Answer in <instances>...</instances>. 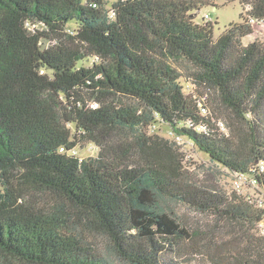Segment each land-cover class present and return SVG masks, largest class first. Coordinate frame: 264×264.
<instances>
[{"label": "trees", "instance_id": "obj_1", "mask_svg": "<svg viewBox=\"0 0 264 264\" xmlns=\"http://www.w3.org/2000/svg\"><path fill=\"white\" fill-rule=\"evenodd\" d=\"M238 2L215 36L196 0H0V264L206 257L170 201L240 226L212 264H264V0ZM162 126L256 193L193 182Z\"/></svg>", "mask_w": 264, "mask_h": 264}, {"label": "rangeland", "instance_id": "obj_2", "mask_svg": "<svg viewBox=\"0 0 264 264\" xmlns=\"http://www.w3.org/2000/svg\"><path fill=\"white\" fill-rule=\"evenodd\" d=\"M196 1L202 2L200 15L204 17L205 14L209 13L211 19L216 22L214 25L215 36H219L231 23H237L241 21L240 13L242 8L238 0ZM252 24L253 33L249 37V40L259 39L260 41L264 42V22H254ZM85 64L88 65L89 62H85ZM173 66L185 76L186 80L190 79L193 69L184 60L173 62ZM212 96L210 97L212 98ZM220 116L228 126L227 129L226 125L224 124L222 128H226V130L231 132L237 139L240 136H244L246 128L243 123L239 122L236 125V129L234 130V128H231L232 126L230 124L232 123H230V119L222 110ZM157 133L165 139L177 141L176 146L178 153L180 154V163L183 166L185 174H187V176H189L193 182L214 188L222 193H225L227 196H233L234 192H238L233 185V177L230 173L215 169V165H213L207 159V157L201 153H198V151L193 147H189L180 140L174 139L173 135L170 132H167L163 126L162 129ZM95 153V150L89 146L86 147V149L84 148L80 151V155L83 157L94 155ZM239 193L245 197L246 194L253 195L256 193V191L251 188L250 184L247 183L242 186ZM168 209H171L176 214L178 219L190 233L191 237L193 238V242L197 245H188L187 251L190 253H192L194 250L197 252V249L201 248L200 250L205 252L204 254L207 256H212L216 250V247H213L212 245L213 243L217 244L218 247H221L226 251H235L240 249L242 246L244 248L246 247V243L242 244V241H240L243 232L240 226L235 223H229L226 220H217L216 217L207 212L196 211L193 208L179 202L170 201L168 203ZM250 232L255 236V238L258 236H264V234L260 232L259 226H257L256 229H251ZM91 239L94 240L92 237ZM95 242L98 245V249H101L107 254V252H105L103 246L104 242L102 239L96 238ZM207 256L202 257L203 259L197 256L193 260L191 257L185 254H169L167 258L169 264H212ZM108 258L113 261V264H123L112 257ZM189 259H191V262Z\"/></svg>", "mask_w": 264, "mask_h": 264}, {"label": "built area", "instance_id": "obj_3", "mask_svg": "<svg viewBox=\"0 0 264 264\" xmlns=\"http://www.w3.org/2000/svg\"><path fill=\"white\" fill-rule=\"evenodd\" d=\"M209 18V15L208 14H205L204 15V19H208ZM223 127V126H222ZM254 184V180H251V182L248 180V178L244 175H237L233 178V185L235 187V189L240 192L241 191V188L244 184ZM260 205L262 204V202L259 203ZM259 230L261 233L264 234V221H261L259 224Z\"/></svg>", "mask_w": 264, "mask_h": 264}]
</instances>
